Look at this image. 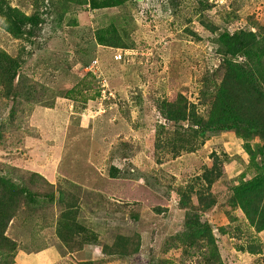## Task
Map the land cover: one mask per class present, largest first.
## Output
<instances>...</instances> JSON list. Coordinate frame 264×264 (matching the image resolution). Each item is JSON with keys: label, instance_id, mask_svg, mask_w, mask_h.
I'll return each instance as SVG.
<instances>
[{"label": "rangeland", "instance_id": "374dc122", "mask_svg": "<svg viewBox=\"0 0 264 264\" xmlns=\"http://www.w3.org/2000/svg\"><path fill=\"white\" fill-rule=\"evenodd\" d=\"M28 1L31 4L25 9L26 14L31 13L35 6H41V0ZM209 1L218 5L234 4L240 18L250 16L249 23L255 22L264 27V0ZM9 2L13 6L18 4V0ZM190 2L187 0V3ZM79 8L75 7L81 10ZM189 11L190 5L184 14H189ZM128 12L132 14L135 31L149 46L146 49H126V54L123 49L104 48L95 43L93 26L89 22L92 12H87L84 23L76 27H60L57 19L52 18L43 27L41 38L33 45L25 42L26 39H11L0 26L1 50L15 55L22 45L32 51L22 72L14 80L13 103L11 98L8 102L0 101V171L18 182L19 175L36 171L59 183L57 192H76L78 187L97 192L98 186H106L99 192H107L111 183L110 179L106 182L110 156L118 158L120 152L126 149L127 160L124 159V162L127 165L121 166L130 178L125 179L142 183L145 188L130 189L119 184V192H142L129 197L130 201L141 202L134 204L128 215L114 208V200L100 201L98 209L92 207L97 213V220L93 222H96L94 230L100 237L98 244L112 242L117 234L137 231L141 236L137 255L109 260L103 257L97 245L86 247L56 264H199L195 256H183L181 249L169 253L161 251L167 236L183 231L185 211L176 207L179 201L177 190L184 188L191 178L201 172L211 160L212 152L247 159L241 143L228 132L206 141L195 151L183 152L177 157L161 152L159 157L156 156V130L161 122L154 105L156 97L180 92L197 103L199 78L217 68L220 56L210 33L201 28L196 17H192L190 26L199 38L185 33L183 18L178 20L172 15L166 0H128L122 8L98 11V17L104 14L119 16ZM211 18L221 27L225 26L219 15L213 14ZM156 46L160 49L154 52ZM119 52L122 57L115 59L113 53ZM69 68H73L71 73L78 76L86 72L104 76L103 88L107 90L105 96L108 98L103 99L99 94L84 105L80 102L74 104L49 86L47 80L45 85L37 81L45 76L59 87H67L75 81V77L68 73ZM90 88L93 96L96 90L99 91L101 86L97 79ZM139 94L142 100L138 98ZM90 163L101 169L96 173L102 179H96ZM232 164L239 168L237 162L224 164V177L213 186L219 203L224 207L219 205L207 213L205 219L212 224L223 264H264V232L255 234L241 212L231 210L227 204L229 189L237 173L232 170ZM154 204L167 208L163 217L152 211ZM135 211H139V220L132 215ZM83 219L91 224L87 214L83 215ZM220 226H225L227 230L220 233L217 229ZM7 235L24 251L34 249L38 239L50 245L45 231L34 232L31 236L22 227L11 225ZM255 236L263 245L261 253L252 255L238 249ZM60 252L65 251L62 248ZM24 259L23 263L39 262L34 256ZM55 259L51 258L52 262Z\"/></svg>", "mask_w": 264, "mask_h": 264}, {"label": "trees", "instance_id": "16d2710c", "mask_svg": "<svg viewBox=\"0 0 264 264\" xmlns=\"http://www.w3.org/2000/svg\"><path fill=\"white\" fill-rule=\"evenodd\" d=\"M127 1L41 0V6H35L31 13L26 14L25 9L31 4L28 0H18L16 6L9 0H0V26L11 39H26L25 42L33 45L41 38L43 27L52 18L57 19L60 27H76L84 23L83 18L87 12H92L89 22L93 26V38L98 46L146 49L149 44L135 31L132 14H104L98 17V11L122 8ZM166 3L173 16L178 20L183 18L185 33L199 38L190 26L192 17H196L201 28L210 33L220 63L214 71H207L199 78L197 103L188 100L180 92L156 97L154 105L161 121L156 130V156L159 157L161 152L177 157L183 152L195 151L206 141H212V138L228 132L241 143L247 159L237 156L230 158L226 153L219 155L212 152L211 160L203 166L201 172L191 178L184 188L177 190L179 201L176 207L185 211L183 231L167 236L161 251L169 253L181 249L183 256H195L199 264H223L212 224H209L205 216L219 205L224 207L213 190V186L224 177V164L237 162L239 167L235 168L232 164V170L236 169L239 173L233 178V185L229 189L228 206L231 210L241 212L255 234L264 232V27L255 22L249 23L250 16L240 18L234 4L218 5L209 0H191L190 4L187 0L186 3L185 0H166ZM189 5V14H184ZM77 6L81 10L75 9ZM213 14L219 15L225 26L221 27L214 22L211 18ZM154 48L156 52L160 46ZM31 55L32 51L22 45L15 55L0 49V101L8 102L11 98L13 103L14 80ZM71 72H74L73 68H69L68 73L75 77V81L67 87H59L54 80L45 76L36 79L41 85H45L47 80L49 86L74 104L80 102L84 105L100 94L98 88L99 91L96 90L93 96L90 87L94 80L100 82L104 76H95L92 72L78 76ZM138 98L142 100L140 94ZM126 155L124 149L118 158L110 156L106 182L110 179L111 183L107 186V192H99V189L102 191L106 186H98L97 192L79 187L76 192H57L59 183L54 186L38 173L28 171L24 176L19 175L18 182L0 171V264H13L20 247L19 243L7 235L11 225L22 227L31 236L34 232L37 234L45 231L50 245L38 239L30 252H39L52 245L65 248L70 256L83 251L87 245H99L101 254L109 260L137 255L141 247V236L137 231L126 235L117 234L112 242L100 245L99 234L94 230L96 222H93L97 220V213L92 207L99 208L100 201L114 200V208L127 215L134 209V204L141 202L130 201L132 199L129 197L142 192H119V184L125 185L124 178H130L126 172L117 168L121 158L127 159ZM92 170L96 179H102L96 173L101 169L93 166ZM121 178L123 183L120 182ZM129 185L132 189H145L142 183L136 181ZM130 193V196H126ZM152 211L163 217L167 208L154 204ZM85 214L91 218L90 225L83 219ZM132 215L139 220V211ZM217 229L220 233L227 230L225 226ZM33 238L37 239L36 236ZM262 247L258 236H255L238 249L253 255L261 253Z\"/></svg>", "mask_w": 264, "mask_h": 264}, {"label": "crops", "instance_id": "0c3cea01", "mask_svg": "<svg viewBox=\"0 0 264 264\" xmlns=\"http://www.w3.org/2000/svg\"><path fill=\"white\" fill-rule=\"evenodd\" d=\"M46 108H48V107L46 106ZM119 165L121 166L122 164L120 163ZM236 171H237V173L235 175H237L239 173L238 170H236ZM38 174H40V173H38ZM40 175L42 177L46 178L50 183H54L55 182V180L52 181L48 177H45L42 174H40ZM54 176L56 178V175L55 174H54ZM124 180L121 178L120 179V182L123 183ZM131 183H132L131 181L125 180V183L124 184L127 186V188H130L131 186L129 184H131ZM130 189H132V188H130ZM130 195H131V193L129 195H126V196H130ZM95 208L98 209L97 207H95ZM46 251H48L47 252L48 254L46 253V255H43ZM60 251H61V249L59 250L58 248H56L54 246L48 247L47 249H44V250L39 251V252H36V253H32V252L31 253H26L25 251H22L21 249H19V251L17 252V254L15 256V259H14V263L13 264H28V263H25V262L23 263V261L25 260L24 258H28L30 256L36 257L38 259V261H39L38 264H56L57 262H60L61 260L65 259V258H68V256H69V254L66 251V249H64L65 252H63V253H61ZM46 258H47V260H43V259H46ZM51 258H56V259L53 260V262H52Z\"/></svg>", "mask_w": 264, "mask_h": 264}, {"label": "clouds", "instance_id": "9594fccd", "mask_svg": "<svg viewBox=\"0 0 264 264\" xmlns=\"http://www.w3.org/2000/svg\"><path fill=\"white\" fill-rule=\"evenodd\" d=\"M124 50H126V49H123V51ZM122 51V52H123ZM115 55H116V53H113V56L115 57ZM125 56H128V55H125ZM115 59H120V58H115ZM104 82H105V79L102 77L101 78V80H100V82H98V85H100L101 86V88H100V97H102L103 99H107L108 98V96H105V95H107V90H105L103 87H104ZM103 91H104V93H103ZM127 160V159H126ZM122 165H124V166H126L127 165V163H125L124 162V159H123V163H122ZM120 165L118 164V166H117V168H120V170L122 171V167L120 166ZM35 173H37L36 171H34ZM122 172H125V171H122ZM127 172V171H126ZM40 175V174H39ZM44 178V177H43ZM46 179V178H45ZM125 179V178H124ZM47 180V179H46ZM48 181V180H47ZM49 182V181H48ZM50 183V182H49ZM50 184H54V186H56V184H57V182L56 183H50ZM89 246H94V247H96V245H87L86 247H88L89 248ZM58 249H62V248H58ZM65 249V248H64ZM22 250V249H21ZM19 251V250H18ZM22 251H24V250H22ZM67 251V250H66ZM26 253H31L30 251H25ZM32 253H36V252H32ZM15 259V258H14ZM93 260V259H92ZM91 260V261H92Z\"/></svg>", "mask_w": 264, "mask_h": 264}, {"label": "built area", "instance_id": "2783aa9c", "mask_svg": "<svg viewBox=\"0 0 264 264\" xmlns=\"http://www.w3.org/2000/svg\"><path fill=\"white\" fill-rule=\"evenodd\" d=\"M123 53L126 54V52H124V51H123ZM121 54H122L121 52L117 53V54L115 55V58H120V57H122ZM127 55H128V54H127ZM103 93H104V91H103Z\"/></svg>", "mask_w": 264, "mask_h": 264}]
</instances>
